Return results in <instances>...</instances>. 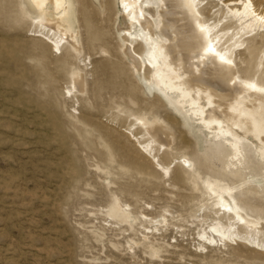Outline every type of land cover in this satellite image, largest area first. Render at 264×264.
I'll use <instances>...</instances> for the list:
<instances>
[{
    "label": "rangeland",
    "instance_id": "374dc122",
    "mask_svg": "<svg viewBox=\"0 0 264 264\" xmlns=\"http://www.w3.org/2000/svg\"><path fill=\"white\" fill-rule=\"evenodd\" d=\"M152 3L142 0V10ZM64 7L78 52H52L35 35L56 39L42 24L50 5L43 13L32 0H0V264H264L257 247L198 254L196 231L188 228L194 218L212 216L202 206L215 183L235 188L238 206L264 220L261 147L244 141L233 157L230 144L202 128L177 93L157 85L152 44L129 25L121 0H64ZM262 34L236 63L240 76L264 85ZM128 43L144 61L139 73L123 52ZM76 73L84 89L67 94ZM139 119L172 133L167 151L154 144L151 151L169 166L168 181L138 148L137 141L150 142ZM183 159L190 168L180 167ZM115 198L133 216L158 222L170 210L169 226L140 242L138 226L118 224Z\"/></svg>",
    "mask_w": 264,
    "mask_h": 264
},
{
    "label": "bare ground",
    "instance_id": "6f19581e",
    "mask_svg": "<svg viewBox=\"0 0 264 264\" xmlns=\"http://www.w3.org/2000/svg\"><path fill=\"white\" fill-rule=\"evenodd\" d=\"M32 1L43 13L48 5L52 7L42 24L57 37L49 40L41 32L35 35L47 41L52 52L59 53L61 46L80 51L75 36L67 31L64 0ZM155 1L157 3L148 4L146 13L140 5L142 0H121L129 25L138 26L143 37L152 44L148 62L155 74L151 78L157 85L177 93L180 102L188 105L199 118L202 128L230 144L233 157L239 155L240 144L253 141L261 147L264 158V85L240 76L236 63L247 48L246 44L261 36L258 34L264 35V0ZM129 25L125 27L128 32ZM123 52L136 73L146 69L131 44L128 43ZM83 89V74H74L66 93H78ZM137 123L150 138L145 146L136 142L139 150L142 155L151 157L155 172L166 181L170 180L169 166L160 164L151 156V151L153 144L167 151L172 133L156 120L139 119ZM183 161L186 166L180 167L190 168V163L186 159ZM207 189L209 199L202 207H209L212 216L205 219V214L206 217L194 218L188 226L196 231L195 252L205 254L208 250L240 246L253 251L257 247L264 254V246L260 244L264 238V220L249 217L238 206L235 188L215 183L208 184ZM112 210L119 225L133 228V222L141 229L140 242H147L150 236H161L162 228L169 226L167 218L171 211L167 209L163 210L159 222L145 213L133 216L130 206L119 198L114 199ZM239 228L244 231L243 236ZM133 244L135 246V242ZM133 249L130 246V250Z\"/></svg>",
    "mask_w": 264,
    "mask_h": 264
}]
</instances>
